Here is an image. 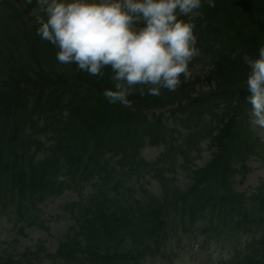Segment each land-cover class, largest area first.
I'll return each instance as SVG.
<instances>
[{
    "label": "trees",
    "instance_id": "1",
    "mask_svg": "<svg viewBox=\"0 0 264 264\" xmlns=\"http://www.w3.org/2000/svg\"><path fill=\"white\" fill-rule=\"evenodd\" d=\"M33 3L0 1V182L12 184V206L30 212L66 190L81 195L80 185L95 178L110 187L118 167L121 175L150 174L161 185L160 195L142 189L143 199L124 205L108 197L107 185L81 198L71 209L77 235L61 243L57 264H141L171 237L162 219L167 211L189 233L201 218L207 231L204 216L210 209L224 219L237 216L225 224L237 235L264 222V184L247 196L235 193L231 182L238 164L244 167L261 154L250 117L264 107V0L170 5L169 12L178 15L173 32L188 36L186 42L207 61L208 71L200 76L178 65L164 73L165 55L151 40L130 45L122 15L111 22L78 19L47 28L30 17ZM175 105L170 118L182 117L181 124L192 128L186 146L203 137L217 148L207 166L192 171L194 185L187 191L155 174L158 162L141 158L146 142L170 144L164 115L151 119L145 110ZM35 116L44 120L42 128ZM29 126L51 135L52 145L26 138ZM33 145L45 152L44 160L36 161ZM1 198L6 201L7 194ZM228 206L229 213L219 215ZM246 249L230 264H264V236L248 239ZM3 263L19 264L11 257Z\"/></svg>",
    "mask_w": 264,
    "mask_h": 264
},
{
    "label": "rangeland",
    "instance_id": "2",
    "mask_svg": "<svg viewBox=\"0 0 264 264\" xmlns=\"http://www.w3.org/2000/svg\"><path fill=\"white\" fill-rule=\"evenodd\" d=\"M163 1V0H159ZM174 1V0H166ZM180 1V0H179ZM33 17L42 18L51 21L54 24L58 22L73 19L75 15L89 17H98L107 19L114 15L118 10L125 6H132L137 9L140 14L152 17L148 0H35ZM168 10L163 7L160 12ZM168 15L164 19L166 22L172 23L175 15ZM159 24V23H158ZM158 29L160 24H154ZM136 28V29H135ZM133 42L139 44L142 42V37L152 36V28L148 26H136ZM154 31V30H152ZM165 31H154L155 45L161 52L168 56L163 65L164 69H169L173 65L179 64L191 73L193 76H199L204 72L205 63L202 60L192 61L187 59L193 55L189 50V46L185 45L180 36L169 37ZM187 38V36H186ZM67 71L73 72L69 68ZM171 108L163 110L150 111V113H164L168 117V111ZM263 113L252 117V131L260 138V156H252L245 169L239 168L238 173L233 178V187L237 193H245L250 196L258 188L264 184V108ZM168 127L170 144L168 148L164 146L146 147L143 150L142 158L147 162H155L163 153H166L163 161L158 165V171L163 174L167 180L175 184L182 190H188L193 186L191 172L194 167L202 168L211 161L212 154L215 150L208 148V142L193 140L191 146H186L187 135L189 130L179 123L169 121ZM50 136L44 134L39 135L38 139L42 143H48ZM197 148L199 150H197ZM181 150L186 151L184 155ZM191 171V172H190ZM91 185L84 186L83 197L92 196L94 188ZM118 189H114V185ZM107 185L101 183V186ZM104 189L109 198L115 199L119 204L124 205L128 200H140L141 188L149 190L154 194H159L160 187L148 175L146 178H135L129 175L114 176L110 180V187ZM113 190V191H112ZM111 191V192H110ZM80 197L72 190L64 192L58 197H50L44 203L37 204L32 211L27 212L21 209L16 215L13 213L12 219L9 221V215L2 212L0 215V256L11 254L13 258H20L26 251L36 252L39 247L44 248L48 253H56L60 248L59 244L66 237L77 232V223L71 212V206L78 202ZM69 207V208H66ZM230 206L222 208L219 215L229 213ZM207 217V231L202 232L201 218L196 224V234L183 233L178 236L173 232L172 239L165 246H162L161 253L156 257H149L142 264H226L231 262V259L242 256L244 247L248 239L255 238L258 241L264 236V222L262 224H253L249 234L240 233L233 234L230 227L232 219L237 220L238 217L233 214H228V219L217 217L215 213L208 210L204 216ZM21 218H30L31 227H25L23 233L21 227L24 222H16ZM162 219L165 222V229L173 231L175 225L174 211H167L162 214ZM26 224V223H25ZM200 229V230H199ZM199 230V232H198ZM181 233V232H180ZM27 258L32 259L29 255ZM28 264V263H27ZM33 264H53L51 258L43 261H36Z\"/></svg>",
    "mask_w": 264,
    "mask_h": 264
}]
</instances>
